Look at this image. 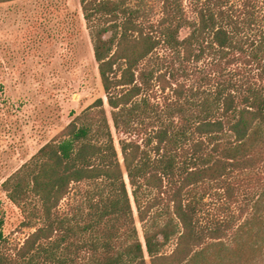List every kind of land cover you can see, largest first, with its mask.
Segmentation results:
<instances>
[{
	"label": "trees",
	"instance_id": "trees-1",
	"mask_svg": "<svg viewBox=\"0 0 264 264\" xmlns=\"http://www.w3.org/2000/svg\"><path fill=\"white\" fill-rule=\"evenodd\" d=\"M263 2L198 0L180 38L189 21L178 0H163L158 35L138 25L123 0H80L114 126L149 106L159 125L142 141L121 139L118 151L105 115L97 125L76 117L11 172L1 190L42 225L9 251L0 216V264H264V11L255 9ZM159 46L179 63L170 62V79L142 66ZM206 58L215 85L194 93L178 78ZM240 64L255 65L257 85L234 79ZM156 86L167 91L165 116L150 105ZM128 126L120 132L130 134ZM83 181L93 185L84 205L60 213ZM256 182L259 193L248 192ZM214 193L222 203L205 215Z\"/></svg>",
	"mask_w": 264,
	"mask_h": 264
},
{
	"label": "rangeland",
	"instance_id": "rangeland-1",
	"mask_svg": "<svg viewBox=\"0 0 264 264\" xmlns=\"http://www.w3.org/2000/svg\"><path fill=\"white\" fill-rule=\"evenodd\" d=\"M178 1L182 4V16L189 21L179 31V37L184 38L196 19L198 0ZM242 1L227 0V6L238 7ZM123 2L145 31L160 33L158 22L162 17L163 0ZM255 9L262 15L264 2L257 4ZM111 33L109 31L106 37ZM171 53L164 46H159L142 66L153 70L155 75L166 73L170 79V62L174 61L179 68ZM188 66L189 72L180 74L183 76L178 78L179 82L186 83L187 89L201 93L214 87L213 67L207 58L191 62ZM120 68L118 66L115 71L117 77ZM233 69L237 70H233L235 74L239 73L234 77L238 83L258 84V70L254 64H240ZM157 88L147 92L150 105L156 108L157 115L165 116L168 110L163 97L167 91L163 94ZM99 98L103 100V106L91 108ZM149 107V112L138 110L133 119L132 113H123L119 118L121 129L114 126L112 108L107 104L101 85L80 0H11L0 3V183L76 117L78 123L88 121L97 125L105 115L118 151L121 139L133 135L142 141L153 127L159 125L158 117ZM127 122L131 135L120 132ZM119 159L122 161L120 152ZM92 186L84 181L73 184L70 193L60 202L59 212L72 215L74 210L80 209L87 190ZM257 187L260 185L256 182L247 191L259 193L261 188ZM246 194L244 192L240 200L245 201L249 197ZM204 201L208 211L205 215L217 214L222 203L218 194L207 196ZM33 203L38 204L33 200L29 208ZM33 213L21 211L0 188V216L3 217L5 245L9 251L18 248L36 227L42 225L39 215ZM28 223L34 227L27 226ZM137 226L142 236L139 222ZM173 243L171 241L164 251L170 252Z\"/></svg>",
	"mask_w": 264,
	"mask_h": 264
}]
</instances>
